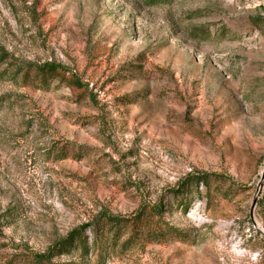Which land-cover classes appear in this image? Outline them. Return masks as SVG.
I'll list each match as a JSON object with an SVG mask.
<instances>
[{
  "label": "rangeland",
  "instance_id": "374dc122",
  "mask_svg": "<svg viewBox=\"0 0 264 264\" xmlns=\"http://www.w3.org/2000/svg\"><path fill=\"white\" fill-rule=\"evenodd\" d=\"M0 53V264L143 206L91 264H264V0H0Z\"/></svg>",
  "mask_w": 264,
  "mask_h": 264
},
{
  "label": "trees",
  "instance_id": "16d2710c",
  "mask_svg": "<svg viewBox=\"0 0 264 264\" xmlns=\"http://www.w3.org/2000/svg\"><path fill=\"white\" fill-rule=\"evenodd\" d=\"M145 1L149 5H161L167 3L168 0ZM9 60H12L10 55L0 53V66L6 64ZM13 66L15 67L14 69H11V71L5 70L1 76L15 79L19 75L26 77L27 74L33 71L35 74L45 77L64 70L63 68L48 66L36 68L32 64L19 62L13 64ZM209 176L208 174L199 176L198 181H191V184L201 183L207 187ZM148 212L152 215V223L147 232L154 233L162 229L161 224H159L163 218L162 209L157 206L151 208L143 206L130 219L99 213L96 217L92 218L89 224L73 229L46 252L41 254L30 253L26 260L28 264H54L53 260L55 258L61 255H70L76 260V264H91V254L97 253V262H100V260L104 262L107 251L115 242V236L121 231L128 232L134 227L139 229L143 227V221L149 215ZM167 230L174 233L175 229L168 226ZM88 232L92 234V238L88 237Z\"/></svg>",
  "mask_w": 264,
  "mask_h": 264
},
{
  "label": "water",
  "instance_id": "95a60500",
  "mask_svg": "<svg viewBox=\"0 0 264 264\" xmlns=\"http://www.w3.org/2000/svg\"><path fill=\"white\" fill-rule=\"evenodd\" d=\"M263 180H264V172H263V174H262V176H261V181H263ZM255 204H256V201H254V202L252 203L251 213H250L251 223H252V226H253V227H256V223H255V221H254V219H253V210H254V208H255ZM259 232H260V231H259ZM260 235H261L262 237H264V233L260 232Z\"/></svg>",
  "mask_w": 264,
  "mask_h": 264
}]
</instances>
